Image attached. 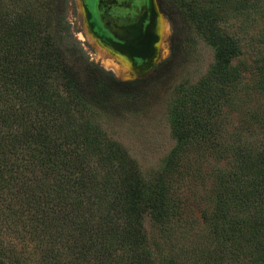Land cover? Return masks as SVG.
<instances>
[{
	"label": "trees",
	"instance_id": "trees-1",
	"mask_svg": "<svg viewBox=\"0 0 264 264\" xmlns=\"http://www.w3.org/2000/svg\"><path fill=\"white\" fill-rule=\"evenodd\" d=\"M156 3L169 56L130 80L90 58L74 0L0 6V255L9 247L11 262L9 234L36 254L21 264H264V0ZM162 93L174 144L146 175L102 119L140 115Z\"/></svg>",
	"mask_w": 264,
	"mask_h": 264
},
{
	"label": "rangeland",
	"instance_id": "rangeland-1",
	"mask_svg": "<svg viewBox=\"0 0 264 264\" xmlns=\"http://www.w3.org/2000/svg\"><path fill=\"white\" fill-rule=\"evenodd\" d=\"M7 3L8 0H0V6L2 7H6ZM89 7V0H74L69 20L75 31V36L85 46L90 58L105 69L112 71L117 78L121 80L137 78L152 71L158 62L169 56V24L165 25L167 26V31L165 29L163 31L162 28L160 29L162 31H159L161 40L159 47L153 53L152 60L149 63H138L134 59L129 60L128 56L107 45L91 22ZM162 21L160 19L159 23L162 24ZM201 55V61L205 68L211 61V53L207 49H203L201 50ZM126 57L130 62L123 60ZM166 100L167 96L162 93L161 98L140 115L106 116L102 119L106 131L129 150L146 175L152 173L160 166L161 160L168 154L174 144L167 122ZM145 224L150 231L151 223L149 218H146ZM7 239L17 243L18 250L16 254L20 257L21 263L24 259L29 263L30 261L35 263L33 259L36 254L26 250L25 240L22 242L21 238L15 239L11 234L7 236ZM5 249L6 251L1 250L3 254L0 257L7 264H16L9 259L12 254L10 253L11 249L9 247Z\"/></svg>",
	"mask_w": 264,
	"mask_h": 264
},
{
	"label": "flooded vegetation",
	"instance_id": "flooded-vegetation-1",
	"mask_svg": "<svg viewBox=\"0 0 264 264\" xmlns=\"http://www.w3.org/2000/svg\"><path fill=\"white\" fill-rule=\"evenodd\" d=\"M89 6L91 22L107 45L129 60L138 63L152 60L154 51L141 57V47L150 49L152 46L159 18L168 25L156 0H89ZM123 60L128 61L127 57Z\"/></svg>",
	"mask_w": 264,
	"mask_h": 264
},
{
	"label": "bare ground",
	"instance_id": "bare-ground-1",
	"mask_svg": "<svg viewBox=\"0 0 264 264\" xmlns=\"http://www.w3.org/2000/svg\"><path fill=\"white\" fill-rule=\"evenodd\" d=\"M153 2H154V0H153ZM158 17H160V15ZM160 19L161 18H159V20ZM159 24H160V26H159ZM162 24L158 22L157 29H156L157 32H156V34H154L155 37H154V40H153V43H152V46L150 47V49H144L145 48L144 46L141 47V57H144L145 55H147L149 53L151 54L153 51H155V49L157 50V47H159L160 40H161V37L159 36V31H162V30L164 31V29L165 30L167 29L164 21H162ZM161 28H162V30H160Z\"/></svg>",
	"mask_w": 264,
	"mask_h": 264
}]
</instances>
